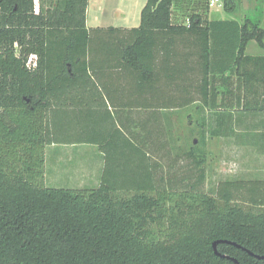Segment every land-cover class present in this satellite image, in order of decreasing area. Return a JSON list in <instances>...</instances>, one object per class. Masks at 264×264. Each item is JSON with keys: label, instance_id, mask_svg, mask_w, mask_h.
<instances>
[{"label": "trees", "instance_id": "obj_1", "mask_svg": "<svg viewBox=\"0 0 264 264\" xmlns=\"http://www.w3.org/2000/svg\"><path fill=\"white\" fill-rule=\"evenodd\" d=\"M210 1L147 0L138 27L88 28V0H0V264H264V179L223 180L216 195L165 189L163 176L151 189L45 181V149L58 139L49 112L83 98L73 92L93 85L104 57L150 92L141 104L200 103L217 120L264 114V55L246 53L253 40L264 49V28L249 15L210 20ZM237 1L223 0L225 11ZM143 145L113 135L101 144L107 170L119 159L143 176L147 163L132 160ZM188 156L199 186L205 156Z\"/></svg>", "mask_w": 264, "mask_h": 264}, {"label": "crops", "instance_id": "obj_2", "mask_svg": "<svg viewBox=\"0 0 264 264\" xmlns=\"http://www.w3.org/2000/svg\"><path fill=\"white\" fill-rule=\"evenodd\" d=\"M214 1L219 7L214 10L213 6H210L207 12V18L210 20L234 19L242 23L249 15L245 12L242 17L240 15L237 18L234 11L227 12L224 8V11L221 10L220 6H224L220 5L219 1L223 3L222 0ZM257 1L253 11L255 18L260 20L264 28V0ZM146 2L147 0H88L87 27H138L141 24L139 10L143 9ZM109 13L112 18L105 17ZM249 44L247 54H249ZM101 61L103 66L98 67L100 71L96 77H92L93 85L81 87L73 92L84 95L83 98L73 101L62 110L56 109L54 115L52 111L49 112L50 127L52 130L53 123L57 125L55 128L58 139L47 145L45 149L46 184L58 188H97L106 179L118 186L117 188L136 189L140 185H147L144 188L151 189L152 187L149 186L159 184L162 178L158 169L164 166L161 161L164 156L161 155V148H158L157 152L156 150L151 152L143 144L152 142L149 132L153 120L160 121L161 114L152 112L154 110L162 112L166 109L161 107L156 109L152 105L138 102L141 99L136 98L137 94H150V92H140V89H137L133 73L130 74L128 68L124 71L121 67L109 65L108 61L114 60L106 57ZM84 126H87L89 133H85ZM113 135L117 139L131 138L144 146V153L139 152L132 159H143L147 163L148 168L143 176L133 170V162L123 164L122 160L118 161L119 159L110 164V167L108 165L107 170L106 154L101 144H106ZM159 140L162 142L161 139ZM113 166L118 168H111ZM125 166L127 170L122 169Z\"/></svg>", "mask_w": 264, "mask_h": 264}, {"label": "rangeland", "instance_id": "obj_3", "mask_svg": "<svg viewBox=\"0 0 264 264\" xmlns=\"http://www.w3.org/2000/svg\"><path fill=\"white\" fill-rule=\"evenodd\" d=\"M219 2L220 5L223 4ZM257 2V0H238L234 15L239 18L240 15L242 17L248 12L251 17H255L253 9L256 8ZM211 7L215 10L219 6L214 3ZM220 8L224 11V7L220 6ZM139 11L141 18L142 9ZM105 17L113 16L109 13ZM174 17L178 22L186 19L179 10L174 12ZM90 23L92 25V22ZM248 52L251 55L264 54V49L253 40L249 44ZM200 105L197 103L157 112L161 114L160 121L158 119L153 121L149 132L152 136L149 149L151 152L155 150L157 152L158 148L162 149L161 155L164 157L161 161L164 166L158 169V172L164 178L163 188L173 187L183 191L190 190V186L195 184L196 188L216 195L218 184L223 180L264 179V114H255L242 109L233 112L232 117L224 113L220 134H217L216 126L222 121L217 118L221 119V113ZM213 131L216 134L212 133ZM193 149L196 158L202 153L206 160L205 179L199 186L196 183L199 170L195 158L188 156ZM45 175L47 179L46 163ZM121 194L129 195L127 191Z\"/></svg>", "mask_w": 264, "mask_h": 264}, {"label": "built area", "instance_id": "obj_4", "mask_svg": "<svg viewBox=\"0 0 264 264\" xmlns=\"http://www.w3.org/2000/svg\"><path fill=\"white\" fill-rule=\"evenodd\" d=\"M214 3H215V1L214 0H211L210 1V5H214ZM36 56L34 55V57H30V59H29V66H35L36 65Z\"/></svg>", "mask_w": 264, "mask_h": 264}, {"label": "water", "instance_id": "obj_5", "mask_svg": "<svg viewBox=\"0 0 264 264\" xmlns=\"http://www.w3.org/2000/svg\"><path fill=\"white\" fill-rule=\"evenodd\" d=\"M222 241H227V240H222ZM227 242H230V241H227ZM217 243H219V241H216V242H214V248L216 249L217 248ZM217 251V250H216ZM260 258H264V256H259Z\"/></svg>", "mask_w": 264, "mask_h": 264}]
</instances>
